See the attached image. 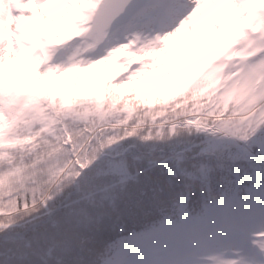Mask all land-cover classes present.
Segmentation results:
<instances>
[{
  "label": "trees",
  "instance_id": "16d2710c",
  "mask_svg": "<svg viewBox=\"0 0 264 264\" xmlns=\"http://www.w3.org/2000/svg\"><path fill=\"white\" fill-rule=\"evenodd\" d=\"M238 59L233 58L232 61ZM213 95L209 103L212 115L201 114L199 118L225 130H228L231 123L235 135L248 144L256 143L260 150L264 148V136H257L260 129L264 128V95L245 109L237 108L242 103L239 97L228 101L226 94L220 93V102L214 103ZM141 102L138 100V104ZM189 106L188 111L198 110L196 106ZM176 108L178 110V106ZM177 110L154 120L146 105H143L133 110L131 115L127 113V120L122 115L119 121L95 127L90 123L74 121L57 110V118L63 122L60 124L61 135L65 137L70 134L73 141L61 146L67 161L54 177L43 163L37 166L29 163L31 159H36L32 157L33 150L10 146L15 133L6 126L10 125L12 118L5 122V127L0 122V135L8 143V146H0V160L5 163L3 169L9 171L12 167L7 163L10 158H14L13 165L23 169L13 175L3 188L8 192L22 190L27 195V208L22 204L17 212L10 211L6 197H0V219H4L6 225V228L0 227V233L14 227L16 223H22L16 217L23 211L28 213L25 218L27 224H22L24 231L15 233L9 239L39 254L44 264L49 259L63 264V254L74 243L80 242L76 233L43 229L37 231L39 225L47 223L53 226L61 218L71 225L89 226L92 229L87 235L95 237L97 249L105 250L103 264L111 262L123 252L129 255L125 264H180L183 259L187 260V224L180 225L175 232L166 234L155 243L131 244L130 237L159 229L166 222H173L174 214L171 212H162L152 217L139 214L144 206L141 189L162 178L170 181L205 180L213 172L225 168L241 177L245 173L251 176L255 171L254 192L245 203H231L217 208L213 213L203 216L194 229L210 233V238L197 246L198 259L206 258L222 248L230 254V248L239 247V244L231 238L230 230L222 227L226 217H246L249 231L262 226L259 215L264 210V181L261 180L264 170L257 166L258 158L219 135L200 128L189 129L181 125L160 123L177 117H170L176 113L188 112ZM105 132L109 135L104 136ZM74 167L79 169L74 176L76 182L72 181L74 177L67 176ZM244 182L249 183L247 178ZM182 207L178 206L175 215H180ZM212 225L217 228L216 232L208 230ZM29 226H32L31 229ZM29 231L32 235L28 234ZM88 242L85 239L82 243ZM150 249L161 251L159 260L154 261L151 255L146 256Z\"/></svg>",
  "mask_w": 264,
  "mask_h": 264
},
{
  "label": "rangeland",
  "instance_id": "374dc122",
  "mask_svg": "<svg viewBox=\"0 0 264 264\" xmlns=\"http://www.w3.org/2000/svg\"><path fill=\"white\" fill-rule=\"evenodd\" d=\"M53 1L55 3L59 0L23 1L26 10L20 11L22 15L32 18L36 17V10L42 11L38 15L39 19L34 20V24L30 20L27 21L29 18L21 19L20 16H13L12 12L15 8L11 5L5 8L4 4L2 13L10 16V23L7 22L4 30L0 32V96L5 99L19 97L20 101L12 105V115H8L7 110L5 113H0L3 117L0 122L2 127H5V122H9L13 115L16 116L15 123L12 124L11 120L10 125L6 126L15 133L14 140L23 141L14 146L33 150L32 157L36 159L35 161L31 159L29 163L35 166L43 163L53 177L67 161L61 146H65L64 144L68 142L62 139L60 124L63 122H59L57 110H60L64 116H70L74 121H83L95 127L98 124L105 125L119 121L122 115H125L127 120V113L131 115L133 110L143 105H146L148 113L154 120L176 111V106H178L177 111L186 112L190 109L188 105H192L198 110H190L178 115L176 113L170 117H177L160 123L181 125L189 129L200 128L217 135L213 130L217 126L199 118L201 114L212 115L209 110L211 95L214 94L215 97L220 93L226 94L228 101L239 97L242 103L241 107L237 105V108L240 109L254 105L252 103L264 95V60L249 63L251 57L264 51V0H198V11L188 18L184 27L170 40L166 41L162 38L167 34L166 32L151 36L138 33L142 41L140 43L132 37L129 43L124 42L123 38L117 43L113 36L108 46H102V43L95 51L88 50L93 41L69 50L72 41L87 31L89 20H81L82 13H87L88 9H79L71 15L68 9L74 3L85 0H72L75 2L70 5L71 7L64 9L60 16L47 14L49 2L53 3ZM38 4L42 5V9L37 8ZM4 18L1 14L0 21ZM25 21H27L26 25L31 24L30 32L24 31L26 34L23 32L24 28H21ZM158 36L161 39H156ZM54 41L58 42L55 44ZM121 43L127 44L128 47L122 54L116 55L106 63L105 70L111 78L102 79L101 87L76 94L75 85L83 75L81 72H76L67 88H38L36 92L31 91L49 68H54L57 76L67 67L86 68L89 63L106 55L111 47L119 46ZM233 58L239 59L232 61ZM229 65L235 66L234 71H226ZM96 71L99 72L100 68ZM133 74H136L135 79L138 81L167 79L171 80L172 84L167 88L153 91L150 95H138L134 88L120 93L111 87L133 77ZM21 89L24 91H20ZM147 91L151 92L152 88ZM37 95L40 96L39 106L44 109L47 117L44 121L47 128L36 140L29 141L25 138L32 136L35 129L41 125L30 124L28 122L30 109L21 110V108L26 98ZM65 95L70 96L68 104L64 103ZM138 100L142 101L141 104H138ZM232 129L230 123L228 130H222L234 134ZM1 136L3 135H0V141L3 143L0 146H8ZM220 137L230 144L233 142L225 136ZM110 141L117 142V140ZM34 144L35 148H33ZM249 145L255 147L257 144ZM58 146L61 150L49 155L52 149ZM258 151L260 152V149ZM4 164V160H0V193L8 192L3 187L10 178L14 177L8 175V170L3 169ZM67 167L68 165L63 171ZM78 172L79 169L74 167L67 176L72 178ZM75 180L76 177L72 181ZM208 230L216 232L217 228L212 225ZM237 247L230 248V254L223 248L217 249L210 256L199 259V262L200 264H246V254L237 252L235 250ZM160 254L161 251L150 249L146 256L151 255L152 260L157 261ZM128 256L127 252L120 253L106 264H125ZM180 264H187V260L183 259Z\"/></svg>",
  "mask_w": 264,
  "mask_h": 264
},
{
  "label": "clouds",
  "instance_id": "9594fccd",
  "mask_svg": "<svg viewBox=\"0 0 264 264\" xmlns=\"http://www.w3.org/2000/svg\"><path fill=\"white\" fill-rule=\"evenodd\" d=\"M154 0H129L127 5L128 11H125L117 19H115L108 30V35L103 41L102 46H108L113 36H131L136 39L135 34H147L148 36L156 33L175 30L182 18H185L194 7V0H175L177 14L166 25H161L158 21L152 19L154 12L152 4ZM147 9V11H145ZM99 13L96 18L89 21V30L82 36L72 41L69 50L87 44L97 37V23ZM138 43L142 42L136 39ZM264 60V51L257 53L251 57L249 63ZM235 66L229 65L226 69L228 72L234 71ZM221 97L217 95L213 98L214 103H219ZM104 136L109 133H103ZM257 136H264V128L260 129ZM103 138V137H101ZM259 158L256 161L257 166L264 170V150H260ZM255 171L249 176L245 173L244 177L233 173L230 169L225 168L213 172L207 179H194L192 181H170L166 178L160 179L157 183L141 189L140 195L144 201L141 209V215L158 216L162 212H171L174 214L173 222L180 225L187 224L188 232V248L186 250L187 264H200L198 259V244L210 238V233L195 231V226L199 220L213 213L217 208L231 203H245L254 192ZM245 178L249 183L245 184ZM264 181V177H261ZM25 194L22 190H14L11 192L0 193V197H6L11 200L14 196ZM181 208L180 215H175L178 206ZM28 213L21 211L16 220L22 223L14 224V227L0 233V264H44L40 255L32 249L23 248L15 241L9 239L17 232L24 231L22 224H27ZM181 217L184 220H181ZM12 223V222H11ZM0 225H5L4 219H0ZM32 226H29L31 229ZM6 228V227H5ZM68 231L76 233L79 241L74 243L72 248L63 254V264H103V258L106 255L104 249H97L95 246V237L88 236L92 232L89 226H77L67 223L63 218L56 222V225L49 226L47 223L39 225L37 231ZM32 235L31 231L28 233ZM87 239L88 243H82ZM47 264H57L55 259H49Z\"/></svg>",
  "mask_w": 264,
  "mask_h": 264
},
{
  "label": "snow or ice",
  "instance_id": "6c2138e0",
  "mask_svg": "<svg viewBox=\"0 0 264 264\" xmlns=\"http://www.w3.org/2000/svg\"><path fill=\"white\" fill-rule=\"evenodd\" d=\"M129 0H85V2H76L72 5L70 9H68L69 15L73 12H77L79 9H88L87 15L84 16V19L91 21L93 18L97 17L99 13V19L97 23V35L98 42L99 40H103L105 36L108 35V30L111 27L113 21L117 19L120 15H122L125 11H128L127 5ZM199 9L198 0H194V7L191 9L190 13L187 17L182 18L178 27H175V30L166 31V35H163L164 40L172 39L177 32H179L184 25L187 23V20L190 16L195 15L196 11ZM152 10L154 15L152 19L158 21L162 26L169 23L177 14V9L175 7V0H154L152 4ZM147 11V9H145ZM13 16H20L21 19L30 18L22 15L19 11V8L15 9L12 12ZM50 27H55V25H50ZM136 39H139V34H135ZM131 37V36H129ZM63 38V37H62ZM156 39H161V37H157ZM58 41H54L56 43ZM127 44H119V46L111 47L110 51H107L106 55L101 56L100 58L94 60L89 63L86 68H77L67 67L63 71L59 73L57 76L55 74L54 68H49L44 74L43 78L37 81L36 85L31 89V91L36 92L37 89H48V88H67L68 84H70L73 80V74L76 72H81L83 75L81 76L78 84L75 85L77 89L76 94L87 92L89 89L94 87H101V81L110 79L111 77L106 73L105 65L110 62L116 55H120L124 52V49L127 48ZM139 57H137L138 59ZM102 66V67H101ZM100 68V71L97 72L96 69ZM35 75V73H32ZM135 75L133 77L127 78L120 83L113 84L111 87L115 89L117 92L123 93L126 92L129 88H134L138 95H150L153 91L159 90L161 88H167L172 84L171 80L163 79V80H136ZM151 75V74H149ZM152 88V91L149 92L147 89ZM20 91H24L21 89ZM40 96H30L26 98L23 102L22 108H29L31 115L30 120L28 121L30 124L41 125V127H37L32 136L26 137L25 140L33 141L40 137L41 133L46 130L47 125L44 121L47 119L44 109L39 106ZM19 97H14L12 99H5L3 96H0V113H5L7 110L8 115H12V105L19 103ZM64 103H70V96L65 95ZM3 117H0L2 119ZM16 121V116H12L11 123L14 124ZM255 132V129H253ZM131 135V133H128ZM247 137H245L246 139ZM66 142H72L73 138L69 135L62 137ZM23 143L20 140L11 141V144L14 146L15 144ZM36 145H33L35 148ZM61 148L54 147L53 153L59 152ZM66 150V149H65ZM264 150V148H262ZM13 159L10 158L8 160V165L12 167L8 171V175H17L23 169L19 165H13ZM27 195L26 193L23 195L14 196L11 200L8 201V205L10 206V211L17 212L21 209V205L23 204L24 208H27ZM207 216V214L205 215ZM259 218L261 220L262 226L259 229L254 231H249L246 226L247 218L244 216L236 217L233 216L231 218H225L224 224L222 227H225L230 230L231 238L238 242L239 247L235 250L237 252H244L246 254V264H264V210L261 211ZM183 221L184 218L181 217ZM12 221L9 220V223ZM180 226L177 222H166L161 225L159 229H154L151 232L141 233L138 235H134L130 238L132 245H143V244H151L162 239L166 234H170L176 231V229ZM0 227H6V225H0Z\"/></svg>",
  "mask_w": 264,
  "mask_h": 264
},
{
  "label": "bare ground",
  "instance_id": "6f19581e",
  "mask_svg": "<svg viewBox=\"0 0 264 264\" xmlns=\"http://www.w3.org/2000/svg\"><path fill=\"white\" fill-rule=\"evenodd\" d=\"M24 0H10V2L9 1H7V0H0V15L2 14V16H4L5 18L3 19V21H0V32L2 31V30H4V28H5V25H6V23L7 22H9L10 23V16L7 14V16H6V14L5 13H2L3 12V8H4V4H5V8H6V6L7 5H11L13 8H15V9H17V8H19V11H21L22 9L23 10H26V6L24 5V2H23ZM76 1V0H75ZM75 1H72V0H59V1H56L55 3H54V1H53V3L52 2H49V5H48V11H47V14L48 15H57V16H60L61 15V12L64 10V9H66L68 6H70V5H72ZM41 6L42 5H40V4H38V6H37V8L38 9H42L41 8ZM71 7V6H70ZM81 10H86V9H84V8H82ZM41 12L42 11H38V10H36V13H37V15H36V17H30V16H28V17H30L27 21H29L30 20V22L31 23H33L34 24V20L35 19H39V17H38V15H39V13L41 14ZM82 13V12H81ZM87 15V13H82V15H81V20L82 19H84L83 17L84 16H86ZM9 17V18H8ZM18 17V16H17ZM42 17V16H41ZM8 18V19H7ZM20 18V17H19ZM42 19H44V18H42ZM31 20H33V22L31 21ZM27 21H25V22H23V24L21 25V28H24L23 29V32L24 31H26V32H30V29H31V24L29 25H26L25 23L27 22ZM36 27V26H35ZM25 33V32H24ZM48 33V32H47ZM26 34V33H25ZM46 35V33L44 34V36ZM121 38H123L124 40V42H126V43H129L130 42V38L131 37H129V36H127V34H125V36H120V35H115V39L117 40V43H120L119 41L121 40ZM47 39V38H46ZM56 44V43H55ZM122 44V43H121ZM51 45V44H50ZM51 46H53V45H51ZM212 129V128H211ZM216 131H218V132H221L220 130H216ZM224 136L225 137H227L228 139H230L231 141H236V143L238 144V146H243L244 144L241 142V143H239L238 141H237V139H235L234 137H232L231 135H229V134H224ZM256 154H258V153H256Z\"/></svg>",
  "mask_w": 264,
  "mask_h": 264
},
{
  "label": "water",
  "instance_id": "95a60500",
  "mask_svg": "<svg viewBox=\"0 0 264 264\" xmlns=\"http://www.w3.org/2000/svg\"><path fill=\"white\" fill-rule=\"evenodd\" d=\"M89 30V27H88V29H87V31ZM106 37L107 36H105L104 37V39L103 40H99V42H98V35H97V37H96V39L95 40H93V43L88 47V50H93V51H95V50H97V49H99V47H100V45L103 43V41L106 39ZM212 128V127H211ZM213 130H214V132H216L217 133V135H219V136H224V134H229V135H231L232 137H234L235 139H237V141L239 142V143H243L244 145L243 146H240L244 151H246V152H248L249 154H251V155H253L254 157H256V158H259V151H258V148L255 146H251V145H249L247 142H246V140H244V139H242V138H239V137H237L236 135H234V134H232V133H230V132H227V131H224V130H222L221 128H218V127H216V128H213ZM216 130H220L221 132H218V131H216ZM232 144H234V145H238L237 143H236V141L235 142H232ZM258 151V152H257ZM256 153H258V154H256Z\"/></svg>",
  "mask_w": 264,
  "mask_h": 264
}]
</instances>
